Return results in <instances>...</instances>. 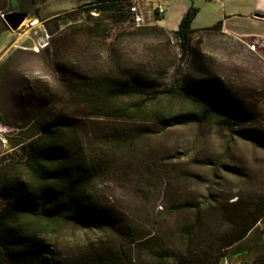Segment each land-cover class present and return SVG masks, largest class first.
Segmentation results:
<instances>
[{"label":"trees","instance_id":"16d2710c","mask_svg":"<svg viewBox=\"0 0 264 264\" xmlns=\"http://www.w3.org/2000/svg\"><path fill=\"white\" fill-rule=\"evenodd\" d=\"M135 1L86 0L80 5L86 20L71 24L70 35L56 34L51 25L68 22L79 8L44 23L52 36L47 51L81 115L151 121L161 130L207 123L238 129L245 138L252 135L246 127L257 124V113L214 73L203 40L194 39L200 9L191 5L175 31L156 23L115 32L133 23ZM39 12L36 7L34 14ZM223 25L220 20L205 29L219 32ZM65 38L71 47H79L71 53L63 49V54L66 45L60 43ZM173 68V79L167 82ZM79 120L76 112L63 110L39 134L20 141V158L0 169V264H134L127 249H144L150 237L132 238L129 225L94 195L92 184L103 165L89 153ZM169 208L187 216V224L178 230L182 246L166 253L173 264H222L228 250L264 222V202L248 198L214 197ZM214 214L228 222L229 230L210 225ZM70 228L95 237L83 249L66 252L57 242ZM235 253L241 257L237 264H264V253L251 259L245 248Z\"/></svg>","mask_w":264,"mask_h":264},{"label":"rangeland","instance_id":"374dc122","mask_svg":"<svg viewBox=\"0 0 264 264\" xmlns=\"http://www.w3.org/2000/svg\"><path fill=\"white\" fill-rule=\"evenodd\" d=\"M85 1L38 0V3H43L44 13L48 14L79 8L68 22L61 20L51 25L58 29L56 34L62 31L70 35L71 24L86 20L85 7L80 8ZM176 2L171 1L170 5ZM188 2L200 9L193 24L197 30L194 39L203 40L202 48L211 58L214 73L257 113V124L246 127L252 134L248 138L239 134L238 129L215 124L161 130L151 121L81 115V109L75 108L63 86L47 47L37 51L35 43L23 47L13 40L26 34L36 41L44 28H31L30 15L13 36L3 18V14L13 10L30 11L34 6L32 0H0V47L4 46L0 52V159L3 158L0 169L20 158V141L39 134L41 126L52 122L63 110L76 112L89 153L103 165L102 173L92 184L94 195L129 225L132 238L150 237L144 249L142 246L127 249L134 264H173L166 253L182 246L178 230L187 224V216L170 213L172 204L207 203L214 197L220 201L239 197L264 202V19L254 17L255 13H264V0ZM163 3L167 8L169 2ZM220 20L233 32L225 31L224 25L219 32L205 29ZM156 23L152 20L146 25ZM108 24L116 27L114 23ZM129 24L118 26L115 32L137 27ZM66 40L60 43L67 46L61 47L62 50L71 53L79 47L76 44L71 47ZM50 50L52 53L53 46ZM173 73L174 68L167 82L173 79ZM219 203L214 204L215 212H219ZM210 220V225L220 226L222 232L230 228L218 215L214 214ZM94 237L91 231L70 228L61 234L57 244L73 253ZM239 248H245V257L250 259L264 253V222L258 223L246 240L228 250L222 264L239 263L241 257L235 253Z\"/></svg>","mask_w":264,"mask_h":264},{"label":"crops","instance_id":"0c3cea01","mask_svg":"<svg viewBox=\"0 0 264 264\" xmlns=\"http://www.w3.org/2000/svg\"><path fill=\"white\" fill-rule=\"evenodd\" d=\"M148 2H150L151 4L155 5L158 4V0H147ZM164 1V0H162ZM166 1V0H165ZM173 1H177L175 3V5H170V2ZM33 5L30 11H26L29 12L30 15L32 16L31 21L33 19H38L39 23L34 24L31 26V28H37L38 26H42L44 23H46L47 21H49L51 18L55 17L56 15H58L59 13H44V8H42V4L40 3H36L34 2V0H32ZM167 2H169V4L167 3V8H166V13L163 16V19L157 21V23L169 30L175 31L178 29L179 24L181 22L182 17L184 16V14L186 13V11L189 9L190 7V3L188 2V0H167ZM36 7H40V12L39 14H34L35 12V8ZM72 9V8H71ZM70 10V9H69ZM264 15L263 12H258ZM255 18H259L256 16L255 13ZM259 19H264V18H259ZM226 24L224 22V30L226 31H232L233 30L231 28L225 27ZM236 33V32H235ZM238 34V33H236ZM239 35H243V34H239ZM13 36H15V33L13 32ZM15 38V37H14ZM13 40H17L16 44L19 42V44L23 47H30L31 45H33L35 43V39L32 36H28L26 34L21 35L20 37H17ZM13 42V41H11ZM15 44V43H14ZM4 46L0 47V52L3 51Z\"/></svg>","mask_w":264,"mask_h":264},{"label":"built area","instance_id":"2783aa9c","mask_svg":"<svg viewBox=\"0 0 264 264\" xmlns=\"http://www.w3.org/2000/svg\"><path fill=\"white\" fill-rule=\"evenodd\" d=\"M158 4H151L147 0H137L133 3L131 7L133 23L137 26L146 25L147 22L154 20L155 22L158 17H163L166 13V7L162 0L157 1ZM38 19H33L31 24H37ZM39 23V22H38ZM43 34L38 37L35 41L34 48L39 51L48 47L51 43V34L47 31L45 25L43 24Z\"/></svg>","mask_w":264,"mask_h":264},{"label":"water","instance_id":"95a60500","mask_svg":"<svg viewBox=\"0 0 264 264\" xmlns=\"http://www.w3.org/2000/svg\"><path fill=\"white\" fill-rule=\"evenodd\" d=\"M256 16L259 18H264V15L261 13H256ZM30 13L21 10H13L3 14V18L8 25L9 29L13 32L19 31L25 22L29 19Z\"/></svg>","mask_w":264,"mask_h":264},{"label":"bare ground","instance_id":"6f19581e","mask_svg":"<svg viewBox=\"0 0 264 264\" xmlns=\"http://www.w3.org/2000/svg\"><path fill=\"white\" fill-rule=\"evenodd\" d=\"M39 21H37L36 23H38ZM35 24V23H34Z\"/></svg>","mask_w":264,"mask_h":264}]
</instances>
